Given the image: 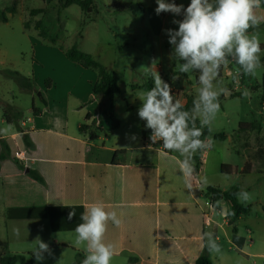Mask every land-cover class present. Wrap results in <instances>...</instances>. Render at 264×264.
Segmentation results:
<instances>
[{
  "label": "crops",
  "instance_id": "obj_1",
  "mask_svg": "<svg viewBox=\"0 0 264 264\" xmlns=\"http://www.w3.org/2000/svg\"><path fill=\"white\" fill-rule=\"evenodd\" d=\"M33 9L23 12V28L27 33L33 31L29 33L34 57L32 77L17 71L29 80L26 87L19 86L22 91L30 93L32 107L25 115L20 107L0 101L3 111L1 122L12 126L4 130L0 127V141L6 143L9 153L1 159L3 149L0 142V257L32 253L36 247L34 240L39 236L50 245L54 254L48 256L45 253L42 263L73 264L78 254L86 256V246L75 245V239L57 240L50 232L74 231L82 222L80 217L84 208L96 203L103 204L106 211H116L122 221L118 227L109 221L104 235V243L113 246L111 264H129L131 258L138 260L135 264H195L204 251L207 243L204 234L208 232L213 233L221 248L225 239L228 252H241L247 240L252 245L251 229L260 228L262 224L264 227V217L250 213L234 220L228 201L212 200L207 187H221L204 186L199 180L203 177L207 148L202 156L200 150L199 171L185 177L180 172L179 161L183 158L178 153L148 144L151 130L142 128L144 121L141 120L135 133L114 137L124 125L119 119L120 126L112 130L109 118H98L102 111L101 102L94 97L92 90L98 80L97 72L67 58L64 50L70 47H64L60 34L55 43L41 38L35 23L42 14L32 17ZM255 13L264 17V0ZM259 32H264V21L258 28L248 30L249 35ZM4 65L0 62V66ZM4 71L5 68L0 67L2 75L14 70L8 69L6 74ZM225 71H233L237 76V72L242 70L231 62L221 68V77ZM242 75L240 72L239 76ZM198 76L196 72V86H200ZM161 77L176 89V98L183 105L190 95L195 97L184 85L185 76L177 74L171 78L161 73ZM148 79L153 81L152 77ZM148 79L140 85H133V88L144 90L139 86ZM44 82L49 83L48 87H42ZM36 96L39 105L36 104ZM225 96L228 95L221 98ZM4 107L17 116L21 131L14 122H7ZM33 107L39 112L34 114ZM128 107L133 108L129 104ZM112 111L115 115V106ZM88 114L91 115L90 120H86ZM93 120H97L95 127L102 129L94 140L90 139L87 131L80 130L83 124L90 125ZM132 134L137 137L134 141L130 139ZM110 137L114 138L111 142ZM237 139L242 140V136ZM230 140L233 144L232 137ZM243 144H239L240 151ZM258 145L251 156L256 153ZM120 150L124 152L115 155ZM15 152H20V158L15 156ZM243 152L246 158L248 152ZM257 165L261 167L257 172L264 174V165ZM27 169L39 172L44 183L29 176ZM232 169L239 171L238 167ZM207 201H212L214 208L207 206ZM259 201L262 210L264 201ZM71 211H75V216L68 219ZM205 214L210 215L213 221L207 227L204 225ZM239 222L251 225L246 238L239 232ZM15 229L19 230V236L14 233ZM254 256L264 259V254Z\"/></svg>",
  "mask_w": 264,
  "mask_h": 264
},
{
  "label": "rangeland",
  "instance_id": "obj_2",
  "mask_svg": "<svg viewBox=\"0 0 264 264\" xmlns=\"http://www.w3.org/2000/svg\"><path fill=\"white\" fill-rule=\"evenodd\" d=\"M46 1L0 0V14L5 8L13 9V12L7 13L8 22L0 25V49L5 51L3 53L0 51V62L5 64L4 67H0L5 68V74L10 69L32 77L34 57L29 33L33 31L27 33L23 28L25 24L23 12L33 8H46L50 15L60 19L57 33L63 39L64 47L77 45L82 51L89 52L117 79L120 92L115 97V115L124 126L114 137L139 130L141 119L137 112L141 101L136 95L145 90H136L133 85H140L151 77L150 74L145 75L142 66L152 68V71L158 72L160 76L161 73L169 77L177 74L185 76L184 85L187 86V91H191L197 97L200 86L195 85L196 72L183 74L178 71L176 65L182 61H178L172 55V46L168 43V37L164 32L165 29H176L178 25L173 24L172 21L182 19V16H173L171 13L157 15L156 0H94L93 10L89 13L83 12L78 5L61 8L59 0H48L47 3ZM175 2L187 7L190 0H175ZM31 19L32 22L33 18ZM256 35L260 43H264V32ZM261 56L263 52L260 53ZM260 65L256 69L255 76L242 73V77H237L233 75V71H225L218 81H214L217 87H227L230 90L228 96L221 98L223 94L220 95V110L211 125L213 132L224 133L226 138L223 140L212 138V146L206 149L207 158L203 177L199 180L204 186L219 185L225 190L235 186L240 187L251 194V200L246 202L252 205L251 215L259 214L264 217L259 205V199L264 201V174L257 172L261 167L255 169L251 156L257 145L264 141V63L260 62ZM19 85L14 77L0 74V101L20 107L19 109L27 115L26 112L32 107V97L29 92L22 91ZM42 87H48L47 82L42 83ZM245 90L249 92L248 96L243 95ZM232 95L239 96L232 97ZM38 96L34 97L37 105L40 103ZM128 104L133 108H129ZM2 113L0 109V127L2 130L9 129L7 123L1 122ZM239 136H242V140L237 139ZM113 139L110 137L109 142ZM239 144H243L241 149L248 152L246 158L243 156V150L240 151ZM236 151L241 153L238 154ZM197 154L198 151L191 160L193 167L196 164ZM245 160H247L246 164ZM244 164L245 168L242 172L241 168ZM233 167H238V173L233 171ZM238 227L242 236L245 238L249 236L251 225L247 222H239ZM260 228L251 229L254 243L250 245V241L247 240V245L239 253L228 252L227 242L223 239L221 252L210 253L213 263L264 264L263 258L254 256L264 254L263 224ZM50 233L57 240H62L61 238L73 240L76 236L75 231ZM18 246L34 248L30 245Z\"/></svg>",
  "mask_w": 264,
  "mask_h": 264
},
{
  "label": "clouds",
  "instance_id": "obj_3",
  "mask_svg": "<svg viewBox=\"0 0 264 264\" xmlns=\"http://www.w3.org/2000/svg\"><path fill=\"white\" fill-rule=\"evenodd\" d=\"M156 4L157 15L171 13L183 17L173 19L172 23L178 25L176 29H165L164 32L172 46V55L182 61L176 68L183 74L198 72L200 87L192 109L186 111L172 94L169 83L152 68L142 66L145 75H151L154 87L137 93L136 97L141 101L137 114L151 130L149 139L153 144L162 142L165 150L176 152L183 158L179 161L180 172L189 177L193 172V155L198 150L210 148L213 143L211 136L200 139L204 135L203 129L207 127L211 132V125L220 110L219 97L230 94L227 87L214 85L221 68L235 62L244 75L255 76L256 69L261 66L260 41L256 34L248 33L250 28H258L264 21V17L255 13L261 0H190L187 7L175 0H156ZM239 75L238 71L237 77ZM243 95L248 96L249 92L245 90ZM130 139L134 141L137 137L132 134ZM235 195L242 203L251 200V194L243 189ZM73 216L75 211L69 212L68 219ZM80 219L82 222L74 231L75 245L86 246V256L81 264H111L113 246L104 243V235L109 221L120 226L122 221L116 211H106L103 204L96 203L85 207ZM14 233L19 236L18 229ZM204 235L208 251L220 253L221 247L213 233ZM34 242L36 247L32 255L37 264H42L45 253L54 255L50 245L39 236Z\"/></svg>",
  "mask_w": 264,
  "mask_h": 264
},
{
  "label": "trees",
  "instance_id": "obj_4",
  "mask_svg": "<svg viewBox=\"0 0 264 264\" xmlns=\"http://www.w3.org/2000/svg\"><path fill=\"white\" fill-rule=\"evenodd\" d=\"M61 3V8H67L71 5H78L83 12L89 13L93 10L94 0H59ZM12 8H8L4 10L0 14V24L5 23L8 21L7 13H11ZM31 16H36L37 14H42V18L37 20L35 23V28L38 31V34L41 38L50 40L52 43H55L58 38V30H59V18H54L47 12L46 8L41 9H33L31 11ZM82 32V31H81ZM82 36V35H81ZM261 45V49L263 52V56L260 57V62L264 63V45ZM65 55L67 58L77 64L85 68L93 69L98 74V80L93 85V94L96 99H99L101 102L102 111L99 115V119L101 118H109L112 125V130L118 128L120 126V121L114 115L112 109L114 107V100L116 94L120 91V87L118 84L117 79L115 78L114 74L105 70L103 65L99 63L92 54L82 51L77 45H73L72 47L64 50ZM236 64V63H235ZM237 65V64H236ZM239 66V65H238ZM8 76L14 77L21 86L26 87L28 85V79L25 78L17 71H8ZM218 78H221V70L220 75ZM49 85V83H47ZM154 87V83L151 79L139 86V88L144 90H150ZM239 96V95H232ZM195 97L190 95L188 97V101L184 106V110L190 111L193 107V101ZM37 109L33 107V113L36 114ZM4 117L6 118L7 122L16 125L17 129L21 131L20 125L17 124V116L13 113V111L7 107H4ZM91 115H86V120H90ZM97 120H93L90 125L83 124L80 127L81 131H87L89 133L90 139L94 140L96 138L97 132H101V128H96ZM197 127L200 126L199 120H197ZM255 125V123H254ZM253 125V126H254ZM142 128H145V125L142 123ZM204 135L200 137V139L204 140L207 137L211 136V138L223 140L225 138V134L221 132L214 133L212 130L209 132L208 128L205 127L203 129ZM142 135H145L144 130H142ZM24 140L26 141L27 145L30 146V142L27 139V136L24 135ZM3 152L1 154V159L6 158L8 156V146L6 143L1 140ZM124 151H116L115 155L122 153ZM196 157V164L194 166L195 171L198 172L201 166L200 161V150H198V154ZM255 161L256 168L260 167L257 163L264 165V141L260 142L257 148L256 153L252 156ZM28 175L34 178L35 180L44 183L43 177L40 175L39 172L33 169L26 170ZM241 189L238 186L232 187L228 190H222L219 187L209 186L207 187V192L211 195L212 200H225L231 204V212L234 220H237L240 217L248 216L251 213L252 205L242 203L237 196L235 195ZM262 210L264 211V205L262 206ZM40 216H44L41 214ZM53 224V223H52ZM85 257L82 254H78L76 260L73 264H81L82 260ZM138 260L136 258H131L129 264H135ZM0 264H36L35 258L33 257L32 253H20V254H12L4 257H0ZM195 264H213L210 258V252L208 251L207 247L205 246L203 253L201 256L196 260Z\"/></svg>",
  "mask_w": 264,
  "mask_h": 264
},
{
  "label": "built area",
  "instance_id": "obj_5",
  "mask_svg": "<svg viewBox=\"0 0 264 264\" xmlns=\"http://www.w3.org/2000/svg\"><path fill=\"white\" fill-rule=\"evenodd\" d=\"M171 90H172V94L176 97V89H173V88H171ZM22 125H25V123H23L22 122ZM147 141H148V144H150V145H152V146H155V147H161V148H163L162 147V142H157V143H155V144H153L152 142H151V140L149 139V137L147 138ZM204 149L203 150H201V156L204 154ZM20 152H15V156L17 157V158H20ZM195 168L193 167V172H192V174L194 175L195 174ZM197 173V172H196ZM206 205L207 206H209L210 208H214V203L212 202V201H207L206 202ZM212 219H211V217H210V215H208V214H205V219H204V225L207 227V226H210L211 224H212Z\"/></svg>",
  "mask_w": 264,
  "mask_h": 264
}]
</instances>
